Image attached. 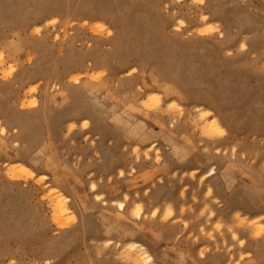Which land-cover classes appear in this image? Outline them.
<instances>
[{"label":"rangeland","instance_id":"rangeland-1","mask_svg":"<svg viewBox=\"0 0 264 264\" xmlns=\"http://www.w3.org/2000/svg\"><path fill=\"white\" fill-rule=\"evenodd\" d=\"M259 229L264 0H0V264H264Z\"/></svg>","mask_w":264,"mask_h":264},{"label":"bare ground","instance_id":"bare-ground-1","mask_svg":"<svg viewBox=\"0 0 264 264\" xmlns=\"http://www.w3.org/2000/svg\"><path fill=\"white\" fill-rule=\"evenodd\" d=\"M93 15L94 16H99L98 13L97 14L93 13ZM93 15H92V17H93ZM202 16H203L202 20L205 21L206 20V15H202ZM239 48L241 50H243L245 48V45L241 44ZM155 107H158V105L155 106ZM201 113L204 115L203 118L206 119V120L208 119V122H209L207 124L205 123L206 125L204 124V127L202 128V130H203L202 132H204L205 134H209V133H214V134L217 133L219 135L224 134L225 129H224L223 126H221V124H220V120L221 119L219 117H217L216 115H213L212 111L208 110V109L201 110ZM1 132L3 133L4 130L1 129ZM3 169L13 179H17V177L19 176L18 174H29L28 172L30 171V169L28 168L27 165H25L24 163H19V162L6 164V166ZM210 173L214 174V169H211ZM94 188L95 187L92 186L93 190H94ZM46 190H47V188H46ZM45 193H46V191H45ZM54 195H56V192L52 191V190H49L47 192V194L45 195V199H48L49 201H53L54 200ZM57 196H56V204L54 205L55 220L62 219V217L66 216L67 211L69 210L67 208L68 205L66 206V203L63 202V199H61L59 196L58 197ZM54 202H55V200H54ZM119 209L124 210L123 202L119 204ZM263 231H264L263 229H259L255 236L256 237L260 236ZM113 246L117 250L116 251V252H118L117 254L122 259H125L126 261H130V262H132V264H158V263L154 262L153 256H152L151 253H149L147 251V248L146 247L144 248V246H142L141 244H139L137 242L126 243V244L117 242Z\"/></svg>","mask_w":264,"mask_h":264}]
</instances>
